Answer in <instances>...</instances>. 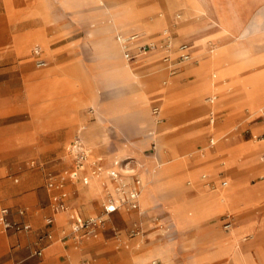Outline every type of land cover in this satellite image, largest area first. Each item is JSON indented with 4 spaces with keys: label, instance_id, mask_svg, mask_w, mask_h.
<instances>
[{
    "label": "crops",
    "instance_id": "1",
    "mask_svg": "<svg viewBox=\"0 0 264 264\" xmlns=\"http://www.w3.org/2000/svg\"><path fill=\"white\" fill-rule=\"evenodd\" d=\"M74 4L69 6L65 0H0V74L18 76L27 86L26 92L18 88L10 93L0 92V119L24 112L28 115L0 124V173L7 172L9 167L17 171L18 165L25 164L30 158H37L44 164L39 175L32 170L22 173L24 181L21 183L1 181L2 185H7L2 192L13 195L0 201L12 203L4 206L26 207L23 204L34 202L33 192L37 191L34 186L44 181L43 170H59L57 177L63 172H71L73 164L60 157L64 143L73 134L82 138V132L95 146L92 149H100L106 155L107 158L102 157L101 170L106 167L107 171L100 170L87 182L76 179L75 182L82 185L77 187V183H73L77 191L69 195L70 205L79 207L87 216L101 210L108 194L120 195L119 185L112 181L109 173L117 169L114 165L116 157L124 155H127L124 159H132L133 171L141 180L140 194L138 207H125L123 230H117L103 241L97 237L104 230L96 236L65 239L61 228L67 220H72L71 214L53 209L52 201L59 191L49 190L50 207L45 206L42 212L51 210L54 221L51 224L45 222L41 227L42 231L53 230L55 236L44 248L42 260L34 264H77L80 261L87 264H151L154 258L161 260L159 264H203L207 261L213 264H264V179L248 183L251 176L264 173V161L245 159L246 154L262 147L263 142L219 143L202 153L193 151L196 138L205 135V131L195 132L194 127L211 107L198 105L208 92L234 85L253 108L264 112V0H75ZM163 4L183 9L186 25L181 33L194 36L193 46H199L197 52L202 57L200 63L188 65L182 71L169 92L161 84L162 71L148 76V80H136L120 41L117 37L114 39L115 32L128 36L137 33L142 38L160 29L167 31L168 13L160 11ZM57 6L59 18L66 19L68 13H73L71 21H81L85 26L104 25L95 28L96 32L89 29L80 34H76L77 29L70 28V24L52 27L48 21ZM31 18H40L43 22L27 25ZM162 18L165 20L163 25L158 22ZM93 34L99 42L95 50L88 43V37ZM209 42H214L215 47L209 49ZM39 46L46 49L50 60L44 69L34 70L19 56L29 54L32 49L35 52ZM43 52L42 49L35 53ZM157 57L158 54H152L144 59L149 61ZM68 68L76 70L71 73ZM186 75H193L192 81ZM116 82L124 85L122 103L103 106L101 97L105 93L98 84ZM132 82H138L133 91ZM89 83L97 86L90 87ZM84 84L91 90L82 86ZM88 90L91 101L97 105L96 118L91 121L94 129L90 133L80 127L82 121L88 119V114L82 113ZM106 91L107 95L109 87ZM160 93H163L164 101L159 112L166 113V117L161 118L166 120L158 124L149 116L148 105L151 96ZM131 97L145 108L147 112L143 115L150 125L143 129L141 140L128 145L115 136L126 137L135 107ZM261 123L264 124V118ZM259 126L252 123L249 128L257 130ZM151 138L158 139L160 150L170 147L173 157L164 161L163 151L159 155L163 158L161 162L157 155L152 160L143 157L141 149ZM215 142V139L210 141L211 144ZM132 155L141 156L140 160H146V163L138 162ZM155 165L158 168L153 172L151 167ZM229 167H234V172L224 175L223 170ZM88 172L86 167L81 171ZM204 172L214 176L215 183L219 184L216 192L203 186L202 174L207 177ZM122 176L127 190L131 189L134 173L124 172ZM208 182L210 185L212 180ZM258 205L263 209L244 216ZM4 206H0V210ZM34 207L31 212L27 209L24 217L31 229L17 233L32 232L33 225L42 224L41 214ZM199 208L207 215L198 222L191 213ZM120 211L121 208L113 213ZM155 215L165 216L160 222L161 227L187 231L182 237L146 241L145 246L140 247L141 235L145 238L159 227ZM14 216L19 215L15 213ZM228 218L233 220L231 228L224 227ZM0 224L6 230L1 220ZM136 227L140 231L133 233ZM4 241L0 232V243Z\"/></svg>",
    "mask_w": 264,
    "mask_h": 264
},
{
    "label": "rangeland",
    "instance_id": "2",
    "mask_svg": "<svg viewBox=\"0 0 264 264\" xmlns=\"http://www.w3.org/2000/svg\"><path fill=\"white\" fill-rule=\"evenodd\" d=\"M8 2H14L16 0H7ZM31 0H27V2H30ZM75 0H65L66 4L69 6H75L74 4ZM90 1V0H89ZM160 11L162 13H168V30L165 31L164 29H160L157 32L149 35H145L142 38L140 37V34H132V35H125L122 32H119L123 37H130V36H136L137 39L133 41L132 44H130V53L128 56H126L124 48V55L126 56V62L130 65L131 70L136 74L135 78L136 80H148L151 76H154L156 72L162 71V77H161V84L167 89V91H171L178 78L181 77L182 71L188 66V65H195L201 62L202 57L199 56L198 47L193 46L190 48L191 57L189 59H183L181 55L185 53L187 50L183 49L182 44L188 43L193 44V37L194 36H188L186 32L181 33L182 27L186 25L185 15L183 12V9L181 7L178 8H171L167 7V4H163ZM59 7L57 6L52 14L50 15L51 18L48 21V24L52 27H58V26H68L70 24V28H76L77 32L76 34H80L85 30L94 31L95 28H102L103 23H98L96 25H87L85 26L82 24L81 21H71V16L73 15L68 13L67 18H59L58 16ZM151 17V16H150ZM146 19H149V17H145ZM42 20L40 18L33 19L31 18L27 25H36V24H42ZM161 25L165 24V20L162 18L158 21ZM72 23V24H71ZM84 25V26H83ZM101 29H99L100 31ZM97 33H100V32ZM74 33V32H73ZM117 32L114 33V39L116 40V37H118ZM141 38V39H140ZM118 39V38H117ZM139 40V41H138ZM171 41V46H167L166 43ZM88 43L90 44L91 48L93 50L96 49L98 42V37L93 34V36L88 37ZM146 43H151L155 45L154 47L150 49L143 50V45ZM209 45V49L215 47L214 42ZM43 49V53L36 54L34 52V49L29 54L20 55L19 59L29 63L32 65L34 70H42L46 67L47 64H49L50 57L45 53V48L42 46H39L40 51ZM90 49V48H89ZM92 53V52H91ZM152 54H158V57L155 59H151L149 61H145L144 57ZM38 57H45L46 64L44 66H38L36 64V59ZM159 64L158 66H156ZM68 71L71 73L75 72V68H68ZM213 75V72H211ZM150 76V77H148ZM188 80L192 81L193 75H186ZM138 81V82H139ZM186 81V79H185ZM138 82H132L131 87L133 91L134 86H138ZM90 87H96L97 85H93L91 83ZM87 89H90L89 87H86V84L82 85ZM123 84L121 83H114V84H98V87H100L101 91H104L105 94L101 97V103L103 106H106L108 103H116L120 102L122 103V91ZM25 82L18 76H11L10 74H0V92L2 93H10L13 92L14 89H20L23 92L27 91ZM109 87V93L106 95L107 91L106 88ZM90 90L86 91L84 104L82 105V113L88 114V119L82 121L80 124V127H84L88 133L91 132L93 128L92 122L96 118V112H97V105L91 101L90 96ZM113 90V91H112ZM142 90V89H141ZM112 91V92H111ZM144 92V91H143ZM132 93V92H131ZM132 95V94H131ZM164 101L163 93L156 94L151 96L150 103L148 105V113L151 118H153L154 123H163L165 119H161L162 117H166V113L159 112L158 115L154 112V107L159 106L160 110L162 108V104ZM131 102L134 103V110L132 112V115L128 122V131L126 133V137H117L118 140H124L126 144L132 145L134 141L141 140L144 132L143 129L148 127L150 125V122L148 119H146L143 115V113H146L145 108H142V106L138 105V102L131 97ZM241 103V105H239ZM211 105L209 107V110L206 114V116L201 119L196 126L194 127L195 132H204L205 135L200 138H196L194 141V153H202L203 151H208L209 149H213L215 146H217L219 143H223L226 145L231 144H237L240 142H263V146L259 149L254 150L251 153H248L245 155V159H255L258 161H264V124L261 123V121L264 118V112L259 110L258 108H253L249 104V101L242 97L239 93V90L236 89L234 85L228 86L227 88H218L211 92H208L205 94L201 102L198 105ZM263 113V114H262ZM28 115L26 112L22 113L18 116H5L0 119V124L7 121H12L15 118H26ZM215 118L212 123L211 118ZM259 122V123H258ZM252 123H257L260 125L259 129L257 130H251L249 127ZM83 129V130H85ZM93 131V130H92ZM95 131V130H94ZM120 133V132H119ZM82 140L85 142L87 150L89 151V156L87 161H85V167L89 169L91 168V163L97 159L98 157H106L105 154H103L100 149L94 148L95 147L92 143L88 142L85 139V134L83 132L81 133ZM76 134H73L65 143L63 147V151L61 154L60 159H64L67 163L73 164L72 161V152L70 151L69 144L70 142L75 138ZM151 137H154V133L151 132ZM121 138V139H120ZM212 139H215V144H211L210 141ZM154 145H156L154 147ZM142 156L149 159H154L155 155L158 156V160L161 162L163 161V158H160V153L163 151V154L165 153L167 160H170V158L173 157L171 154L172 149L170 147H162V149H159V142L157 138H151V140L148 142V144L144 147H142ZM149 154V155H148ZM131 156V154H130ZM127 157V155L122 157H116V159H124ZM129 157V156H128ZM132 157L135 158V160H138V162H144L145 161L140 160L139 155H132ZM151 157V158H150ZM107 158V157H106ZM158 161V162H159ZM46 163V162H45ZM43 163H40L37 158H30L25 164L18 165L17 171H14L11 167H9L8 171L5 173H0V199H5L7 197H10L13 195V193L7 192V194L3 193L2 190L6 188L7 185H2L1 181H6L8 184L10 183H21L24 181V177L22 173H27V171H35L38 175L41 174V168L44 166ZM134 165V164H133ZM132 165V167H133ZM67 168V167H65ZM64 168V169H65ZM156 165L151 169L154 172L156 170ZM106 170V167H104L101 171ZM63 170V169H62ZM104 170V172H105ZM234 167H229L226 170H223V174H231L234 172ZM53 172L56 179H60L61 177L66 178L65 182V188L69 192V195L75 194V191H77V187H80L82 185L80 182H75V178H70L69 171L63 172L59 177L56 175L58 174L59 170L55 169H46L42 172L44 173V181L41 182L38 186H34V190H37L33 192L34 195V202H28L23 205H26L29 212L33 210V206H35V210L39 214H41L42 218V224L41 225H33V231L28 233H11L9 231H6L2 228L0 224V232L4 236L5 241L1 244L0 243V264H34L35 262H38L42 260V256H37L33 252V248L35 245V242L38 240V237L42 233V225L45 223V216L50 215L51 210L47 213L42 212V209L49 205L50 207V193L48 192L51 190L53 192L54 190L59 191L58 188H51L47 184V175L49 172ZM100 171V172H101ZM107 171V170H106ZM126 172V171H125ZM83 173H80V176H82ZM87 174V173H84ZM204 174L207 175V177H203V186L208 188L209 190H212L210 192H216L217 188L219 187V184L215 183L214 176L209 175L208 172H204ZM95 174H91L90 178H93ZM18 178L19 180L16 181L15 179ZM264 179V173H259L258 175H253L248 180V183H254L260 180ZM212 180V183L209 184L208 181ZM112 181H114L112 179ZM117 184L119 185V194L120 195H114L111 194L113 197L117 199L119 202L120 197H123V191H127L126 188V181L121 175L118 177V179L115 180ZM73 183H77V187ZM112 191V190H111ZM110 193H113L110 192ZM106 196L104 198V202H106ZM1 205H12L10 202L6 201H0ZM73 211L76 209L80 212V214L83 217H90V216H96L101 215L104 213V205L102 206L101 210L99 212H91L87 216H84L79 207L75 205H70ZM261 206H255L251 211H248L244 216L246 215H252L256 212L257 209H263L260 208ZM263 207V206H262ZM52 209V208H50ZM229 212H233L230 211ZM123 214H127V211L125 210V206H121L120 212L111 213L110 215H106L107 221L106 226L103 232L99 234L97 238L105 241L107 238L111 237L113 234H116L117 230H123L124 226L126 225V222L123 218ZM207 213H205L201 208L197 209L195 213H191V217H194L198 219L197 221L203 220L205 218ZM129 216V215H128ZM158 216V218H157ZM165 216H168V213L165 214ZM165 216L155 215L153 217L157 218V227L150 235H146L144 238L143 235H141V245L140 247H144L147 243L146 241H156L160 239H168L172 236H180L185 234L187 230H174V228H166L161 227L160 222L164 221ZM128 218V217H127ZM235 218H238V216L235 215ZM172 219V218H171ZM168 223V222H167ZM221 230H223L222 225L220 226ZM143 230V229H142ZM53 231V230H52ZM61 234L65 236V239L73 237L72 234V220H67V222L63 225L61 228ZM147 234V233H145ZM55 236V232H54ZM125 243H122L120 248L125 246ZM161 262L160 259L154 258L151 262V264H159ZM213 264L211 261L204 262L203 264Z\"/></svg>",
    "mask_w": 264,
    "mask_h": 264
},
{
    "label": "built area",
    "instance_id": "3",
    "mask_svg": "<svg viewBox=\"0 0 264 264\" xmlns=\"http://www.w3.org/2000/svg\"><path fill=\"white\" fill-rule=\"evenodd\" d=\"M118 40L124 48L126 56L130 53V44L133 43L134 40L137 39V36L123 37L118 34ZM167 46H171V41L166 43ZM155 45L151 43H146L143 45V50L150 49ZM183 49L187 50L185 53L181 55L183 59H189L191 57L190 48L193 47V44L184 43L182 44ZM36 53L40 52V49H35ZM36 64L38 66H44L46 64V60L43 57H38L36 59ZM159 106L154 107L155 114L159 113ZM215 120V118H211V121ZM72 152V161H73V170L70 172V177L75 179H81L84 182H87L91 174H98L101 170V161L102 157H98L91 163L90 171L87 174H82L80 176L81 171L85 169V161H87L89 156V151L87 150L85 142L82 140L80 135H76L75 138L70 142L69 147ZM114 165L117 169H112L110 171V176L113 180L118 179L125 171L134 173L133 183L131 189L123 191V197H120L119 202L115 197L111 194L107 195L106 202L104 203V213L101 215L83 217L80 212L76 209H72L69 199V192L65 189L66 178L61 177L60 179H56L53 172H49L47 175V184L51 188H58L60 192L56 195L54 201H52V207L55 211H69L72 218V234L76 239H83L87 236H96L101 231L105 229L107 217L106 215H110L114 211L121 208V206H125L126 208H136L138 207V199L140 194V178L133 171V163L131 158L126 159H115ZM134 166V165H133ZM17 213L19 216L15 217L14 214ZM27 214L26 207H18L13 208L10 206H4L0 210V220L2 222L3 227L11 232H21L28 231L31 229L30 223L25 220V216ZM54 221V217L52 215L45 216L46 224H51ZM233 226V220L228 218L225 223V228H231ZM139 227H136L132 230L133 233L139 232ZM54 238V233L51 229L43 230L41 235L38 237V240L35 242L33 252L34 254L41 256L43 254L44 248ZM77 264H87L86 261H80Z\"/></svg>",
    "mask_w": 264,
    "mask_h": 264
},
{
    "label": "bare ground",
    "instance_id": "4",
    "mask_svg": "<svg viewBox=\"0 0 264 264\" xmlns=\"http://www.w3.org/2000/svg\"><path fill=\"white\" fill-rule=\"evenodd\" d=\"M128 9V8H127ZM135 9H137V8H135ZM138 10V9H137ZM129 11H131V9L129 10ZM132 12V11H131ZM128 13V12H127ZM134 14H135V12H134ZM137 14V13H136ZM133 15V14H132ZM137 36V35H136ZM136 36H134V37H136Z\"/></svg>",
    "mask_w": 264,
    "mask_h": 264
}]
</instances>
